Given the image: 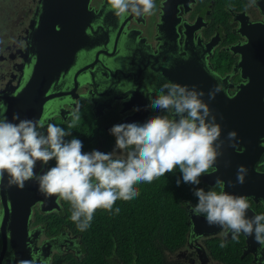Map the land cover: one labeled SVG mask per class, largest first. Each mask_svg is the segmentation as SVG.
I'll list each match as a JSON object with an SVG mask.
<instances>
[{"label": "flooded vegetation", "instance_id": "1", "mask_svg": "<svg viewBox=\"0 0 264 264\" xmlns=\"http://www.w3.org/2000/svg\"><path fill=\"white\" fill-rule=\"evenodd\" d=\"M39 1L24 0L20 5L14 0L6 4L5 13H0V97L12 94L26 79L35 49L33 31L41 12ZM85 9L83 44L73 52L66 70L48 84L46 94H59L44 103L38 121L26 136L24 151L17 157L19 168L9 158L5 160L8 169L43 185L42 198L31 206L27 219L28 264H70L83 255L79 220L75 225L74 214L66 208L72 202L69 209L75 206L76 218L80 217L79 211L85 207L82 193L94 187L114 164L130 162L133 150L129 139L158 140L179 133L190 151L185 158L189 163L183 162L184 171L207 185L193 172L212 170L193 157L206 146L207 137L197 129L186 130L192 123V107L190 101L177 98L175 87L184 85L187 73L203 75L232 96L242 81L241 70L233 68L239 59L233 47L243 46L247 42L245 32L250 30L260 35L258 39L264 37L258 26L264 21V0H87ZM165 68L172 77L164 75ZM122 97L133 106L123 104ZM136 105L141 110L134 116ZM82 110L89 118L87 125L92 126L95 143L93 150L74 157L77 162H91V168L72 181L74 177L53 170L49 155L77 124L75 117ZM1 113L0 98V121ZM173 115H177V124ZM256 170L264 172V160L257 162ZM215 186L220 193L221 184L211 187ZM2 193L0 187V264H13L8 225L16 216H11L6 187ZM244 202L258 214L262 228L260 246L244 255L251 256L252 261L256 255L260 263L259 257L264 256V207L248 197ZM217 235L225 237L223 230L214 235H187L185 246L175 257L188 264H223L212 258L206 246V240ZM243 241L241 250L244 237Z\"/></svg>", "mask_w": 264, "mask_h": 264}, {"label": "water", "instance_id": "2", "mask_svg": "<svg viewBox=\"0 0 264 264\" xmlns=\"http://www.w3.org/2000/svg\"><path fill=\"white\" fill-rule=\"evenodd\" d=\"M86 3L87 0L39 1L41 12L33 31L35 49L26 79L14 88L12 94L0 97V187L2 195V190L7 188L11 216H16L8 225L13 264L29 263L30 256L25 252L28 251L25 244L27 219L31 206L42 198L40 188L43 185L8 169L5 160L9 158L19 168L17 157L24 151L26 136L38 121L44 103L49 97L59 94H46L48 84L67 67L73 52L83 44L81 33L87 22ZM258 26L264 35V21ZM245 33L247 42L241 47H233L239 54L233 68L241 70L242 81L232 96L203 75L187 73L184 85L178 89L175 87L177 98L190 101L192 107V123L186 130L192 132L197 129L207 137L206 146L193 157L212 170L201 174L199 170L193 172L209 186L221 184L216 212L204 215L186 205L187 235H214L222 230L225 237L240 234L245 240L242 255L254 253L262 242L259 216L244 200L251 198L264 207V172L256 170L257 162L264 160V37L258 39L260 35L252 30ZM163 73L168 78L172 77L169 69H163ZM144 99L142 97L143 107ZM122 102L126 106L131 103L125 97H122ZM133 108L132 115L136 116L141 106ZM143 112L146 117L147 110ZM173 116L177 124V115ZM28 192L33 195L29 196ZM41 209L45 210L44 204ZM256 258L254 255L253 262ZM259 258L263 260L259 262L264 264V256Z\"/></svg>", "mask_w": 264, "mask_h": 264}, {"label": "trees", "instance_id": "3", "mask_svg": "<svg viewBox=\"0 0 264 264\" xmlns=\"http://www.w3.org/2000/svg\"><path fill=\"white\" fill-rule=\"evenodd\" d=\"M91 129L77 123L59 147L50 149L53 170L74 177L72 181L89 172L91 162H77L74 157L93 150ZM185 142L179 133L158 140H128L133 150L130 162L114 164L82 193L85 207L80 217L76 218L75 206L69 209L72 202L66 208L74 214L75 225L79 220L83 246V255L70 264H188L175 257L188 237L186 205L207 215L216 210L219 192L184 171L190 152ZM261 217L264 223V212ZM243 242L240 234L213 236L206 246L212 258L223 264H260L249 255L241 256Z\"/></svg>", "mask_w": 264, "mask_h": 264}, {"label": "rangeland", "instance_id": "4", "mask_svg": "<svg viewBox=\"0 0 264 264\" xmlns=\"http://www.w3.org/2000/svg\"><path fill=\"white\" fill-rule=\"evenodd\" d=\"M8 1H10V0H8ZM19 1H20V5L24 2V0H19ZM5 6H6V3H4V2H2V0H0V11H2L5 8ZM19 10H20V7L16 10L15 13H13V15L16 14ZM10 11L13 12V10H11V9H10ZM15 20H16V18H14L13 21H15ZM1 39H2V37L0 38V40ZM84 113H86V112H83V110L81 112L78 111L77 116L75 117V122L82 123L83 126H87V121H89V118ZM217 236H219V235H217Z\"/></svg>", "mask_w": 264, "mask_h": 264}, {"label": "bare ground", "instance_id": "5", "mask_svg": "<svg viewBox=\"0 0 264 264\" xmlns=\"http://www.w3.org/2000/svg\"><path fill=\"white\" fill-rule=\"evenodd\" d=\"M66 70V69H65ZM83 70V69H82ZM7 215V214H6Z\"/></svg>", "mask_w": 264, "mask_h": 264}]
</instances>
